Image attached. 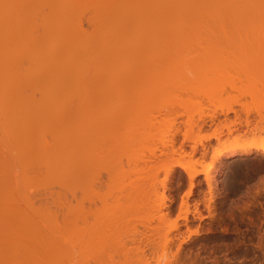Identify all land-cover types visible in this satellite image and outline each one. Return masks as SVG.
Listing matches in <instances>:
<instances>
[{
    "label": "rangeland",
    "instance_id": "rangeland-1",
    "mask_svg": "<svg viewBox=\"0 0 264 264\" xmlns=\"http://www.w3.org/2000/svg\"><path fill=\"white\" fill-rule=\"evenodd\" d=\"M92 15L81 23L96 36ZM194 30L177 39L173 30L123 29L113 84L85 106L73 99L83 109L76 137L85 138L77 151L86 180L50 201L57 209L71 199L86 224L99 217L110 239L99 264H264V158L255 151L222 164L252 132L264 135V31L212 39ZM178 162L207 174L190 181ZM47 188L34 190L36 202L59 192Z\"/></svg>",
    "mask_w": 264,
    "mask_h": 264
},
{
    "label": "bare ground",
    "instance_id": "bare-ground-1",
    "mask_svg": "<svg viewBox=\"0 0 264 264\" xmlns=\"http://www.w3.org/2000/svg\"><path fill=\"white\" fill-rule=\"evenodd\" d=\"M87 10L93 11L96 36L82 26ZM132 27L173 30L177 39L190 29L212 39L234 36V30L264 31V0H0V264H99L106 255L110 239L101 237L99 217V225L86 224L85 211L71 199L65 197L57 209L50 200L86 180L77 151L85 138L76 137L85 122L75 100L85 106L111 84L107 74L117 58L116 41ZM260 132L232 146L241 152L228 153L222 164L255 151L264 158ZM195 165L178 162L192 171L190 181L207 174ZM47 186L59 192L36 202L34 190Z\"/></svg>",
    "mask_w": 264,
    "mask_h": 264
},
{
    "label": "snow or ice",
    "instance_id": "snow-or-ice-1",
    "mask_svg": "<svg viewBox=\"0 0 264 264\" xmlns=\"http://www.w3.org/2000/svg\"><path fill=\"white\" fill-rule=\"evenodd\" d=\"M222 264H223V262H222Z\"/></svg>",
    "mask_w": 264,
    "mask_h": 264
}]
</instances>
